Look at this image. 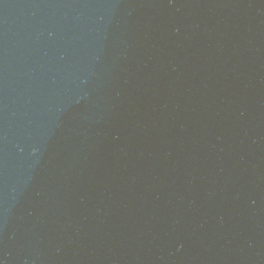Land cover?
Masks as SVG:
<instances>
[{
    "label": "water",
    "instance_id": "water-1",
    "mask_svg": "<svg viewBox=\"0 0 264 264\" xmlns=\"http://www.w3.org/2000/svg\"><path fill=\"white\" fill-rule=\"evenodd\" d=\"M0 264H264V0H0Z\"/></svg>",
    "mask_w": 264,
    "mask_h": 264
}]
</instances>
